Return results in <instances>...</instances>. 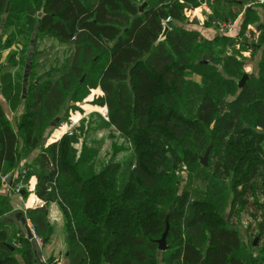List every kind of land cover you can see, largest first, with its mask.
<instances>
[{
	"label": "trees",
	"instance_id": "obj_1",
	"mask_svg": "<svg viewBox=\"0 0 264 264\" xmlns=\"http://www.w3.org/2000/svg\"><path fill=\"white\" fill-rule=\"evenodd\" d=\"M138 1L0 0V56L16 45L33 67L40 35L73 50L53 67L57 78L50 71L26 96L0 62V186L10 177V192L22 182L28 197L35 179L40 203L20 214L42 240L41 253L56 232L50 207L58 206L65 253L46 264H264V0H223L243 13L212 4L210 22L236 20L240 43L182 24L205 0H140L142 9ZM249 51L259 54L256 72L239 87L238 55ZM83 85L102 91L107 126L128 143L121 160L116 150L109 161L86 145L78 151L74 131L46 144L50 123ZM2 98L20 109L17 126ZM210 144L207 165L200 162L206 189L193 198L180 173ZM24 157L31 160L12 180ZM14 212L11 195L0 194V264H36L34 239L2 222Z\"/></svg>",
	"mask_w": 264,
	"mask_h": 264
},
{
	"label": "rangeland",
	"instance_id": "obj_2",
	"mask_svg": "<svg viewBox=\"0 0 264 264\" xmlns=\"http://www.w3.org/2000/svg\"><path fill=\"white\" fill-rule=\"evenodd\" d=\"M138 2L140 5H143L140 0ZM216 3L220 7L225 6V8L229 10H237L238 12L241 11V13H243V10L238 8L236 5L231 3L226 4L223 0H205V2L199 4L196 8H193L192 10L188 9L185 12L187 20H185V23L183 22L182 24H188L191 28L198 30L204 38H214L217 35V32L220 33L218 25L219 22H223H217V20L210 22V19L208 18L212 13V4ZM227 23L231 24L233 32L227 30L222 33L233 35V38L238 40L237 43H240L239 41H242L243 37H238L239 31L237 21L227 20ZM36 43L37 53L34 55L33 67H31L32 64L30 65V68L26 67L28 63L25 58L27 53L23 51L20 52L16 45H12V48L3 50L0 56V62L7 65L4 71L11 73L14 77H16L19 82L18 84L20 85L21 94L25 96L28 93L30 84L36 82L41 77L48 75L50 71L51 75L54 78H57L59 76V69L54 71L53 67L61 65L66 58L70 59L73 52L71 45L60 44L58 40L50 36L40 35L37 37ZM232 47L234 46L226 48L228 54L233 53ZM11 52H15V54L17 53L15 59H12L15 55H10ZM223 55H226V53ZM238 57L245 61L243 66L245 73L251 75L256 72V60H258L259 54H257L255 59L254 57L250 58V51L244 52L238 55ZM194 76L196 79H199L198 76L191 75V77ZM85 77L86 76L82 78V81ZM17 88L19 89V87ZM100 93H102V91L99 88H90L88 85H83V90L76 93L75 96L70 95L67 98L60 114L50 123V127L45 133V142L51 143L59 139L65 132L74 131L75 138L78 140L75 148L78 151H81L82 147L86 145V149L92 150L97 156L96 159L98 161H109L115 152L116 154L113 157L114 160H121V158L127 154L126 147L128 146V143H125V140L120 137L119 133L115 131L113 127L107 126L106 106L100 105L98 101ZM2 104L8 113L12 124L17 126V121L21 118L20 109L17 108V106L14 107V103L12 104L4 98H2ZM202 156H204V154H201L200 158ZM20 167H22V165ZM182 169V174L180 173V175H182L183 182H187V186L191 191V196L199 199L200 196L202 197V192L206 189L204 166L200 163V159H198V161L194 162L192 165H183ZM25 186L26 185H24V188ZM31 186L32 183L28 186L29 190ZM23 192L24 190L20 191L17 193V196L22 195L23 199H26V197L22 194ZM31 192L32 191H28V194L26 195L28 196L27 199L30 197ZM50 217L52 219V223L54 224V229L58 231V235L55 236L54 241L46 243L43 250L58 251L61 248V255L63 256L65 253L66 242L63 233L62 213L57 205L55 207L51 205ZM11 222L12 221L7 222V226L12 224ZM7 226L5 227L9 229ZM16 231L17 229L13 228V232Z\"/></svg>",
	"mask_w": 264,
	"mask_h": 264
},
{
	"label": "crops",
	"instance_id": "obj_3",
	"mask_svg": "<svg viewBox=\"0 0 264 264\" xmlns=\"http://www.w3.org/2000/svg\"><path fill=\"white\" fill-rule=\"evenodd\" d=\"M260 11V14H261V9L259 10ZM262 18H264L263 15H261ZM103 93H100V95H102ZM46 144H49V143H46ZM30 156H33V153L32 155ZM31 158V157H30ZM29 157L28 158H22L21 161H20V166H21V163H22V167L24 166V164L29 161L30 159ZM31 160V159H30ZM21 170V167H18L15 174H14V177L12 178V180L15 178V176L17 175V173H19V171ZM9 179V177H8ZM8 179L6 180V182L4 184H2V186H0V194H10L11 195V198H12V204L14 205V213H12L13 216H11L10 218L12 220H15L16 222L12 221V224L13 225L11 228H16V229H21L23 228V223L21 221V217L23 216L22 213L27 207L29 206H32L34 204H38L40 203V201L38 200V198L35 196L33 192V189H34V186H35V179H32L31 180V183H32V186L30 187V191L31 192V195L30 197L27 199H23L22 195L21 196H17V194L15 193H12L10 192V187H11V183L8 184ZM21 201V202H20ZM54 207L56 206V204H52ZM51 219V217H50ZM52 220V219H51ZM29 222V220H28ZM30 223V222H29ZM9 228V227H8ZM19 229V230H20ZM239 229H240V232H241V237H242V246H246V241H247V236H246V233H245V228L244 226L241 224L239 226ZM56 231V230H55ZM58 235V231L55 232V235H54V238L55 236ZM54 238L52 241H54ZM66 238V236H65ZM244 246V247H245ZM53 252H57V253H61V248L58 250V251H46V250H43L42 252V262H39L37 261L36 264H46V259L48 258V256L53 253Z\"/></svg>",
	"mask_w": 264,
	"mask_h": 264
},
{
	"label": "water",
	"instance_id": "obj_4",
	"mask_svg": "<svg viewBox=\"0 0 264 264\" xmlns=\"http://www.w3.org/2000/svg\"><path fill=\"white\" fill-rule=\"evenodd\" d=\"M144 4H145V3H144ZM144 4L141 5L140 9L143 8ZM41 14H42V12L40 11L39 14H38L39 17H41ZM167 29H168V27L166 26L165 29H164V31H163V33H162V35H161V37H160V40H162V39L165 37L166 32H167ZM32 54H33V42H32L31 51H30V54H29V60H31V58H32ZM249 76H251V75H249V74H247V73H245V74L242 76V78H241L240 81H239V87H243V86H244V84H245L246 80L249 78ZM211 146H212V144L209 145V147L207 148V150H206L204 156H202V157L200 158V162H201L202 164H204V165H207V159H208V155H209V152H210ZM174 166L177 167L176 161H174ZM8 181H10V177H9ZM11 216H13V215H10V216H8V217L2 219V222H5V221H14V222H16L15 220H12V219L10 218ZM21 221H22V223H23L22 231H23L24 233H26V235H27V237H28L29 239H32V240L34 239V241L36 242L35 237H34V233H33V229H32V227H31L30 223L28 222V219L26 218L25 215H23V216L21 217ZM16 223H17V222H16ZM166 223H167V224H166V229H165L164 233L162 234V237L158 240V243H159V249H160V250H165V249H167L166 237H167V234H168V228H169V225H168V221H167V220H166ZM10 247L13 248L12 246H10ZM36 256H37V260H38L39 262H42L41 245L38 244L37 242H36Z\"/></svg>",
	"mask_w": 264,
	"mask_h": 264
},
{
	"label": "built area",
	"instance_id": "obj_5",
	"mask_svg": "<svg viewBox=\"0 0 264 264\" xmlns=\"http://www.w3.org/2000/svg\"><path fill=\"white\" fill-rule=\"evenodd\" d=\"M218 25H219L220 33L225 32L227 30L230 31V32H233V28H232L231 24L227 23V21L219 22ZM247 34H248V32H247ZM23 189H24L23 183H18L16 185V187H14V192L17 194L20 191H22ZM33 233H34V237H35L36 242L38 244L42 245V240L40 238H38V236L36 235L34 230H33Z\"/></svg>",
	"mask_w": 264,
	"mask_h": 264
}]
</instances>
